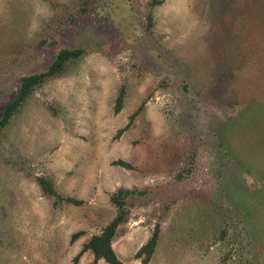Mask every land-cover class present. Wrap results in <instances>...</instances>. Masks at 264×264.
<instances>
[{
    "label": "rangeland",
    "instance_id": "rangeland-1",
    "mask_svg": "<svg viewBox=\"0 0 264 264\" xmlns=\"http://www.w3.org/2000/svg\"><path fill=\"white\" fill-rule=\"evenodd\" d=\"M91 1L84 11L83 0H0V113L21 77L59 49L83 50L0 135V264H72L114 217L118 188L149 191L112 245L122 264H141L134 255L157 222L148 264H232L236 231L218 240L225 217L264 232V190L243 189L264 184V0ZM39 176L84 203L54 205ZM92 261L87 251L77 264Z\"/></svg>",
    "mask_w": 264,
    "mask_h": 264
},
{
    "label": "trees",
    "instance_id": "trees-1",
    "mask_svg": "<svg viewBox=\"0 0 264 264\" xmlns=\"http://www.w3.org/2000/svg\"><path fill=\"white\" fill-rule=\"evenodd\" d=\"M91 0H83L84 6L89 5ZM159 3L155 1L154 4ZM86 11V9H84ZM149 24L151 23V15L147 16ZM83 54L82 49L69 48L59 49L55 55L51 64L43 71L29 74L21 77L19 81L18 91L16 95L4 104L0 113V135L5 128L9 125L12 119H14L20 112L22 106L26 103L27 99L33 93V91L43 85L46 81L59 77L62 75L68 66L73 64ZM126 98V83H122L118 89L117 96L114 101L113 111L115 114L119 113L122 109L124 100ZM143 108L140 106L129 117V122L124 129L118 131L120 135L126 128L132 124L133 120L139 115ZM237 118V117H235ZM231 126V125H230ZM221 142L219 141V145ZM193 154V157H192ZM189 155L187 162L176 173V180L180 182L185 178H189L192 172L195 170L194 160L197 156L195 151ZM193 159V160H192ZM114 164L119 165L125 169L132 170L133 167L123 160H117ZM190 165V167H189ZM190 173V174H189ZM35 182L40 188L41 193L54 200V205L64 204L71 206H80L84 202L72 197L61 195L56 187L54 180L48 176H39L35 178ZM230 188H234L231 185ZM242 188V187H241ZM248 195L260 194L261 190H264V184H260L254 190L243 188ZM255 191V192H253ZM149 191L139 190L138 188H118L110 196V202L114 206L116 213L114 217L97 233L92 235L89 240L82 245V248L78 254L73 258L72 264H77L80 257L87 251H90L93 255V261L91 264H96L99 260H103L105 264H122L117 257L112 245L121 234V227L127 223L129 219L128 211L130 209L131 202L139 200L149 196ZM264 194V191L262 195ZM261 195V198H262ZM230 200V198L228 199ZM263 200V198H262ZM264 202V200H263ZM231 206H229V209ZM164 210V209H163ZM252 214V213H250ZM230 214L225 218V226L220 230L218 240H223L228 236L231 230L236 231V239L232 240L229 244L227 257L231 259L232 264H264V232H261L258 228H255L256 224L251 218L243 221L239 220V223L234 220H230ZM229 220V221H228ZM236 220V219H235ZM234 228V229H232ZM239 230V232H237ZM161 233L160 222L155 223L151 229L150 236L144 244L140 246L134 255L136 260H140L141 264H148L158 243ZM84 234L83 231L73 233L70 237V244H73Z\"/></svg>",
    "mask_w": 264,
    "mask_h": 264
}]
</instances>
